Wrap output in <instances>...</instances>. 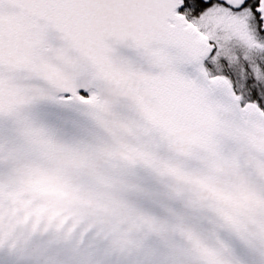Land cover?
I'll list each match as a JSON object with an SVG mask.
<instances>
[{"label":"snow or ice","instance_id":"6c2138e0","mask_svg":"<svg viewBox=\"0 0 264 264\" xmlns=\"http://www.w3.org/2000/svg\"><path fill=\"white\" fill-rule=\"evenodd\" d=\"M0 264H264V0H0Z\"/></svg>","mask_w":264,"mask_h":264}]
</instances>
